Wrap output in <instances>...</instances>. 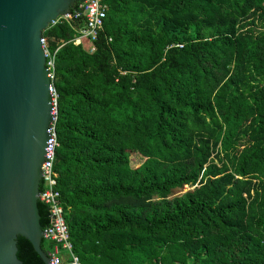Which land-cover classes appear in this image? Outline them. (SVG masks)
I'll return each instance as SVG.
<instances>
[{"label":"trees","instance_id":"1","mask_svg":"<svg viewBox=\"0 0 264 264\" xmlns=\"http://www.w3.org/2000/svg\"><path fill=\"white\" fill-rule=\"evenodd\" d=\"M103 3L92 52L70 23L42 32L56 50L53 166L74 253L264 264V0ZM16 255L45 264L22 236Z\"/></svg>","mask_w":264,"mask_h":264},{"label":"water","instance_id":"2","mask_svg":"<svg viewBox=\"0 0 264 264\" xmlns=\"http://www.w3.org/2000/svg\"><path fill=\"white\" fill-rule=\"evenodd\" d=\"M83 1L0 0V264H22L18 236L48 264L37 202L53 108L40 38Z\"/></svg>","mask_w":264,"mask_h":264},{"label":"built area","instance_id":"3","mask_svg":"<svg viewBox=\"0 0 264 264\" xmlns=\"http://www.w3.org/2000/svg\"><path fill=\"white\" fill-rule=\"evenodd\" d=\"M106 10L107 6L103 3V0H85L75 5L68 13L59 15L51 24L61 21L72 24L76 33L73 40L81 43L88 52H92L94 50V42L103 27ZM40 43L44 50L45 65L51 80L49 87L53 108V119L48 129L51 144L47 158L43 159L40 166L43 189L39 190V201L47 207L49 212V224L42 231V239L53 243L51 249L47 252L48 264H82L74 253L73 245L69 238L61 195L57 189V173L53 166L54 152L57 145L54 129L57 93L52 83L56 50L50 51L47 48L43 34L40 38Z\"/></svg>","mask_w":264,"mask_h":264},{"label":"rangeland","instance_id":"4","mask_svg":"<svg viewBox=\"0 0 264 264\" xmlns=\"http://www.w3.org/2000/svg\"><path fill=\"white\" fill-rule=\"evenodd\" d=\"M142 160H143V158L139 154H137V153L130 154V164L132 167L138 166L142 162ZM188 188L189 187L185 186L184 190L188 189Z\"/></svg>","mask_w":264,"mask_h":264}]
</instances>
